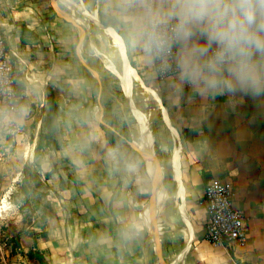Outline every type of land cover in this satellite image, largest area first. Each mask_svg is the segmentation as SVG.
<instances>
[{"label": "crops", "instance_id": "0c3cea01", "mask_svg": "<svg viewBox=\"0 0 264 264\" xmlns=\"http://www.w3.org/2000/svg\"><path fill=\"white\" fill-rule=\"evenodd\" d=\"M135 23L129 0H0L23 95L18 112L0 111V126L23 125L28 140L33 125L27 142L51 210L23 237L24 250H39L48 264H264V97L202 93L178 73L161 80L131 42ZM99 28L115 59L95 48ZM87 36L127 94L139 135L127 139L109 123L101 73L81 54ZM135 80L157 105L153 114L135 103ZM53 138L58 147L46 144ZM214 177L244 212V244L205 237Z\"/></svg>", "mask_w": 264, "mask_h": 264}, {"label": "clouds", "instance_id": "9594fccd", "mask_svg": "<svg viewBox=\"0 0 264 264\" xmlns=\"http://www.w3.org/2000/svg\"><path fill=\"white\" fill-rule=\"evenodd\" d=\"M131 42L207 94L264 97V0H129ZM139 6L138 8L136 6Z\"/></svg>", "mask_w": 264, "mask_h": 264}, {"label": "rangeland", "instance_id": "374dc122", "mask_svg": "<svg viewBox=\"0 0 264 264\" xmlns=\"http://www.w3.org/2000/svg\"><path fill=\"white\" fill-rule=\"evenodd\" d=\"M97 32L99 35L94 40L95 48L112 52L114 55L111 57L115 59L116 52L105 32L100 28ZM95 48L87 36L81 54L84 58L91 57L101 73L103 103L109 123L125 138L131 133L139 135L138 121L127 94L118 77L106 67ZM143 89L135 80V103L146 110L147 114H153L157 105L150 98L146 100L147 96L141 94ZM26 132V127L12 121L0 126V264H42L35 255L34 258L29 255V251L34 249L25 251L27 244L25 240L22 242L23 237L39 224L41 217L51 214L47 188L40 179L39 165L31 155L33 144L27 142L34 137L33 125L29 126L28 140L25 139ZM17 134H23V138L20 136L17 140ZM46 144L52 145L51 141Z\"/></svg>", "mask_w": 264, "mask_h": 264}, {"label": "built area", "instance_id": "2783aa9c", "mask_svg": "<svg viewBox=\"0 0 264 264\" xmlns=\"http://www.w3.org/2000/svg\"><path fill=\"white\" fill-rule=\"evenodd\" d=\"M155 70L161 80L176 74L174 67L165 69L155 61ZM21 74L12 60L6 35L0 24V111L9 115L19 111L23 95L19 90ZM233 191L218 177L210 179L205 188L204 201L208 217L206 239L215 246L232 247L244 244L249 226L242 209L234 205Z\"/></svg>", "mask_w": 264, "mask_h": 264}, {"label": "trees", "instance_id": "16d2710c", "mask_svg": "<svg viewBox=\"0 0 264 264\" xmlns=\"http://www.w3.org/2000/svg\"><path fill=\"white\" fill-rule=\"evenodd\" d=\"M50 105H51V116L49 118V124H50V128H49V135L50 137L54 136V133L57 130V124L55 122L56 117H57V108H56V103L54 102L53 99H50ZM52 146L53 147H58L59 146V142L57 141V139H52L51 140ZM43 143L42 141L37 145V149L42 147ZM29 255L31 257L34 258V255L36 258L39 259V261L42 264H48V262L44 259L43 255L41 254V252L39 250H30L29 251Z\"/></svg>", "mask_w": 264, "mask_h": 264}, {"label": "bare ground", "instance_id": "6f19581e", "mask_svg": "<svg viewBox=\"0 0 264 264\" xmlns=\"http://www.w3.org/2000/svg\"><path fill=\"white\" fill-rule=\"evenodd\" d=\"M95 14V13H94ZM95 16V15H94ZM96 17V16H95ZM107 35H108V38H110V40H111V42L112 43H116L117 44V46L119 47V46H121V41H119L118 40V38L114 35V33H113V31H110V32H108L107 33ZM116 46V47H117ZM119 52V51H118ZM124 52V51H123ZM118 54V53H117ZM125 57V56H124ZM122 58V57H121ZM105 59H106V61L107 62H110V65H111V69L113 70V69H115V70H118V69H116V65L114 64V62L109 58V57H107V56H105ZM123 61V60H122ZM121 63V62H120ZM130 66V65H129ZM128 69V68H127ZM121 72V71H120ZM118 73V72H117ZM125 73V72H124ZM122 75H123V73H122ZM129 89V88H128ZM152 91V90H151ZM132 93V92H131ZM152 93V92H151ZM130 95V94H129ZM138 108V107H137ZM142 110V109H141ZM144 113V112H143ZM143 116V115H142ZM144 127V126H143Z\"/></svg>", "mask_w": 264, "mask_h": 264}]
</instances>
